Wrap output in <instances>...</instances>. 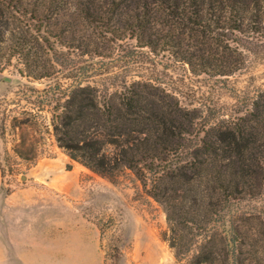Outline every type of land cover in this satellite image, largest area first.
Returning a JSON list of instances; mask_svg holds the SVG:
<instances>
[{
    "label": "rangeland",
    "instance_id": "374dc122",
    "mask_svg": "<svg viewBox=\"0 0 264 264\" xmlns=\"http://www.w3.org/2000/svg\"><path fill=\"white\" fill-rule=\"evenodd\" d=\"M42 2L51 10L48 21H31L30 14L2 19L10 32L0 58V238L10 256L0 264H23L13 249L21 245L32 250L33 264H180L168 241L165 206L132 172L113 183L61 148L55 126L66 101L59 94L88 81L85 85L101 93L99 101L118 102L135 82L148 83L211 126L247 121L258 128L256 117L264 115V1L256 17L243 16L240 32L215 31L200 43L188 36L176 45L160 41L157 50L138 48L130 13L109 10V0H96L105 10L95 19L81 12L76 0L24 3L30 10ZM29 24L51 40L54 52L30 50L35 43L24 51L17 47L12 34ZM164 26L159 23L156 30L166 34ZM177 54L192 63L181 62ZM203 55L239 69L212 76L205 72ZM261 142L264 149V136ZM243 210L261 218L250 223L258 230L257 264H264V195L245 202ZM23 224L29 226L22 233ZM19 231L30 241L19 242Z\"/></svg>",
    "mask_w": 264,
    "mask_h": 264
},
{
    "label": "trees",
    "instance_id": "16d2710c",
    "mask_svg": "<svg viewBox=\"0 0 264 264\" xmlns=\"http://www.w3.org/2000/svg\"><path fill=\"white\" fill-rule=\"evenodd\" d=\"M109 1L114 13L120 8L130 13L136 24L129 28L138 48L157 50L160 41L176 45L188 36L200 43L215 31L240 32L243 16L256 17L264 0ZM24 2L0 0V58L10 32L2 19L13 14L23 18L30 14L38 23L50 19L45 3L29 10ZM76 2L89 19L105 10L96 6V0ZM159 23L166 25V34L165 29L156 30ZM32 27L12 34L17 47L24 51L35 43L30 50L54 52L51 40ZM175 57L192 63L184 54ZM202 59L205 72L212 76H230L239 69L229 62L216 64L211 56ZM86 82L59 94L66 101L65 113L55 130L69 157L113 183L123 172H132L149 196L165 206L168 241L178 263L257 264L259 247L253 238L258 230L250 222L261 218L246 214L243 204L264 195V115L256 117L258 128L247 121L234 127L211 126L196 110L169 101L157 86L135 82L125 95L117 96L118 102H103L99 90Z\"/></svg>",
    "mask_w": 264,
    "mask_h": 264
},
{
    "label": "crops",
    "instance_id": "0c3cea01",
    "mask_svg": "<svg viewBox=\"0 0 264 264\" xmlns=\"http://www.w3.org/2000/svg\"><path fill=\"white\" fill-rule=\"evenodd\" d=\"M67 191H69V189H67ZM26 225L29 226L28 224H23L21 226V228L23 229V231H21L22 233L24 232V228H25ZM41 225H42V228H43L44 224L42 223ZM21 232H20L21 238H19L18 241L19 242L20 241L21 242H29L30 241V239L28 238L29 236L24 237ZM40 233L43 234V235H45L47 233V229L41 230ZM2 242H3L4 245L2 244ZM4 242L5 241H3L2 238H0V263L5 262L7 260V258H9V256H10L9 255L8 247L5 246V243ZM13 249H14L15 253L18 254L17 257H19L22 260L23 264H33L31 262V258L32 257H31L30 254H31L32 250L30 248L25 247L24 245H21L19 247H15L14 246ZM46 251H48V249H46L45 252ZM46 255L47 256H50L49 252H47Z\"/></svg>",
    "mask_w": 264,
    "mask_h": 264
}]
</instances>
